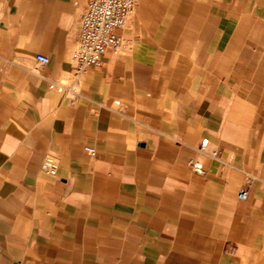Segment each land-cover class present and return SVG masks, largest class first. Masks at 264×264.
<instances>
[{"label":"crops","instance_id":"crops-1","mask_svg":"<svg viewBox=\"0 0 264 264\" xmlns=\"http://www.w3.org/2000/svg\"><path fill=\"white\" fill-rule=\"evenodd\" d=\"M86 3L0 0V264H264V0H138L70 94Z\"/></svg>","mask_w":264,"mask_h":264},{"label":"built area","instance_id":"built-area-1","mask_svg":"<svg viewBox=\"0 0 264 264\" xmlns=\"http://www.w3.org/2000/svg\"><path fill=\"white\" fill-rule=\"evenodd\" d=\"M138 0H87L80 20V30L76 48L72 54V81L60 82L59 90L75 94L79 90V82L82 76L91 67L101 66L104 56L109 49L122 47L128 41L117 33L119 28L126 25L132 10ZM40 65H47L50 57L43 53L36 55ZM85 151L91 155H98L96 147L87 145ZM199 152L210 158H218L221 151L218 147H211L208 138H203L198 145ZM190 166L193 171L204 174L205 169L201 157H192ZM44 171L55 174L58 167L56 155H48L42 165ZM249 195V187L243 186L239 191V197L246 199Z\"/></svg>","mask_w":264,"mask_h":264},{"label":"rangeland","instance_id":"rangeland-1","mask_svg":"<svg viewBox=\"0 0 264 264\" xmlns=\"http://www.w3.org/2000/svg\"><path fill=\"white\" fill-rule=\"evenodd\" d=\"M72 79H73V77H72V75L71 74H65V75H63L60 79H59V82H67V83H69V82H71L72 81Z\"/></svg>","mask_w":264,"mask_h":264}]
</instances>
